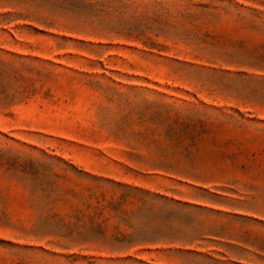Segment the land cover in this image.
Instances as JSON below:
<instances>
[{"label":"rangeland","instance_id":"rangeland-1","mask_svg":"<svg viewBox=\"0 0 264 264\" xmlns=\"http://www.w3.org/2000/svg\"><path fill=\"white\" fill-rule=\"evenodd\" d=\"M0 264H264V0H0Z\"/></svg>","mask_w":264,"mask_h":264}]
</instances>
